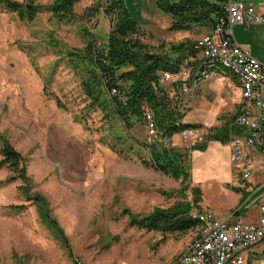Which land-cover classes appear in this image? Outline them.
Returning <instances> with one entry per match:
<instances>
[{"label":"rangeland","instance_id":"rangeland-1","mask_svg":"<svg viewBox=\"0 0 264 264\" xmlns=\"http://www.w3.org/2000/svg\"><path fill=\"white\" fill-rule=\"evenodd\" d=\"M102 1L81 0L74 7L75 13L84 19L85 10ZM122 1L136 28L144 32L142 42L152 50L161 44L195 41L209 32L197 28L191 32L170 31V17L154 0ZM50 2L35 0L39 4ZM82 24L101 43L110 33V23L102 14ZM84 43L78 21L61 25L50 14L39 13L28 22L0 7V135L22 156L30 183V187L21 180L0 185V264H73L75 259L83 264H153L158 257L161 259L156 264H169L186 250L199 230L196 235L193 231L161 235L130 226L122 211L127 209L143 217L155 208L171 207L181 199L168 198L159 191H178L181 181L165 176L141 177L143 173L131 167L140 165L136 159L120 156L105 145L108 131L100 112L90 114L86 128L75 119L84 105L83 97L66 59L58 60V51L80 49ZM217 87L218 94L206 98L220 110L213 127L230 121L237 111L233 91L223 81ZM54 98L66 110L59 109ZM194 112L196 116L202 114L200 108H194ZM130 134L140 142L146 140L144 125L135 126ZM196 140L180 135L176 144L185 149ZM10 176L13 174L7 168L0 169V182ZM259 177H264V172ZM234 179L242 184L240 175L234 174ZM188 187L185 196L191 201V188L198 187L190 183ZM24 189L45 199L51 216L67 237L69 249L39 223L36 207L26 198ZM198 189L200 211L204 212L203 201L218 215L213 213L216 218L228 221L223 217L232 211L228 209L235 202L229 192L233 189L224 187V192L215 183ZM252 191L251 206L246 210L249 214L254 213L253 205L264 203V184ZM10 206H24L25 210L14 212ZM244 264H264L263 252L248 257Z\"/></svg>","mask_w":264,"mask_h":264},{"label":"trees","instance_id":"trees-1","mask_svg":"<svg viewBox=\"0 0 264 264\" xmlns=\"http://www.w3.org/2000/svg\"><path fill=\"white\" fill-rule=\"evenodd\" d=\"M81 0H51L48 4L35 3V0L23 2L0 0V7L17 14L22 20L31 22L39 13H48L61 25L81 24L84 46L60 48L59 59L66 64L78 80L84 105L75 119L87 127L90 114L100 112L103 125L108 131L105 142L113 152L125 158H134L145 168L152 169L165 177L181 181V189L175 192L159 191L166 197H176L181 201L169 208H155L145 216H134L130 212L129 223L137 229L157 232L161 235L184 234L198 228L200 223L191 216L192 210L200 211V190L191 188L193 199L188 201L185 192L190 183L189 149L180 150L164 140H170L185 129H201L200 125L179 123L185 115L178 113L171 100L172 87L159 86L158 79L164 72L174 73L186 58L195 57L193 41L185 40L173 45L161 44L152 50L140 39L142 33L130 19L122 0H103L104 4L94 3L85 10L84 19L79 18L74 7ZM102 1V0H101ZM159 10L170 17V31L191 32L194 28L207 32L224 15L227 0H154ZM102 11L107 18L114 16L110 24V33L103 43H99L82 24L90 22ZM87 20V21H86ZM57 47V43L52 40ZM115 89L116 94L110 95ZM51 95V94H50ZM59 109L66 107L54 98ZM146 116L154 121L156 137L150 142L135 140L130 131L135 126H143ZM230 121L220 127H213L203 137V142L194 145L191 150H204L206 142L230 143L243 130L234 127ZM22 156L13 149L4 136L0 135V169L7 168L13 174L1 184L21 180L30 183L24 173ZM26 198L36 207L39 222L59 244L69 249L68 240L51 216L45 199L30 195L28 189L22 190ZM14 212L25 210L24 206H10Z\"/></svg>","mask_w":264,"mask_h":264},{"label":"built area","instance_id":"built-area-1","mask_svg":"<svg viewBox=\"0 0 264 264\" xmlns=\"http://www.w3.org/2000/svg\"><path fill=\"white\" fill-rule=\"evenodd\" d=\"M99 14L103 15L101 10ZM107 19L110 24L114 23V16ZM254 24L264 25V16L255 12L250 0H227L224 15L207 34L193 41L195 57L186 58L176 72H164L158 79L159 86L173 88L172 105L178 113L186 115L198 88L210 81L218 70L237 78L241 89V110L232 124L243 130V134L231 140L229 162L243 181L249 180L255 171L264 170V63L257 61L247 47L235 41L232 26ZM138 38L144 41L142 34ZM115 94L116 90L111 89L110 95ZM179 123H183V119H179L176 125ZM144 126L146 140L150 142L157 133L150 116H146ZM205 131L188 128L180 135L200 138ZM164 142L167 144L168 140ZM191 216L200 223L198 235L169 264H244L250 251L264 246V204L259 206V218L255 224L220 220L208 211L192 210ZM73 264L83 263L75 259Z\"/></svg>","mask_w":264,"mask_h":264},{"label":"crops","instance_id":"crops-1","mask_svg":"<svg viewBox=\"0 0 264 264\" xmlns=\"http://www.w3.org/2000/svg\"><path fill=\"white\" fill-rule=\"evenodd\" d=\"M250 3L253 5L255 12L258 15L264 16V0H250ZM141 33H144L140 31ZM232 33L235 41L247 47L250 50L251 55L259 62L264 63V25L254 24L249 27H244L240 25L232 26ZM220 81H223V85L232 92V95L236 99L237 102V111L232 116L233 118L240 112L241 110V89L240 84L237 78L231 73L223 70H218L216 75L207 83L203 84L198 88L195 97L192 101L191 106L187 114L183 118L184 124L189 125H200L203 130H206L207 127H212L215 125L216 117L219 113V108H216L215 103L207 102L206 98L210 95L216 96L218 94V85ZM233 85H235V89H233ZM224 88V87H223ZM222 88V89H223ZM237 90V94L235 91ZM219 95H222L219 93ZM199 108L202 110V114L200 116H196L194 113ZM199 113V112H198ZM231 117V118H232ZM192 118H194L192 120ZM228 122V121H227ZM180 134L173 135L170 140H168L172 147H175L180 150L189 149L188 158H189V173H190V186L200 188L201 185H206L208 183H215L218 187L224 192H227L226 188H232L231 192L235 196V202L232 206H230L229 210H232L227 213V215L223 218L228 219V221H239L242 224H255L259 218V206L263 205H253L251 207V211L253 214H249L246 210L251 206V194L254 192L252 188L260 187L264 183L260 182V179H264V177H259L260 172H264V170L255 171L253 176L247 180L243 181L241 178L242 184H237L234 179V174L240 175L238 171L230 165L229 156L231 151L230 143L221 144L217 141H208L206 142L205 149L200 150H191V148L198 144L200 145L203 142V137L196 138V144L192 145L190 148L185 147V149H181L176 143H178V138ZM200 141V143H199ZM168 143V142H167ZM134 170H138L143 174H140L141 177L149 178V177H164L163 174L154 171L152 169L145 168L141 165L132 164ZM241 177V176H240ZM259 177V178H258ZM253 178H256L252 181ZM171 179V178H170ZM174 180V179H172ZM180 181V180H179ZM245 185H244V184ZM243 191V192H240ZM244 194V195H243ZM246 196V197H245ZM202 205V210H207L212 213V209L209 206L205 205L203 201L200 203ZM126 211L133 214L130 210L124 209L122 211V215L128 218L129 216L125 213ZM150 213V212H149ZM234 213V214H233ZM218 216L216 213H214ZM220 214V213H219ZM231 214V215H229ZM134 215V214H133ZM147 215V214H146ZM134 216H142V215H134ZM145 216V215H144ZM39 221V219H38ZM40 223V222H39ZM41 224V223H40ZM130 225V224H129ZM131 226V225H130ZM134 227V226H132ZM135 228V227H134ZM198 228L193 230L194 235H196ZM195 236H193L194 238ZM67 238V237H66ZM69 245V244H68ZM264 254V246H260L256 249H253L249 252V258L260 253ZM160 257L156 260L152 261L153 264L159 263Z\"/></svg>","mask_w":264,"mask_h":264}]
</instances>
